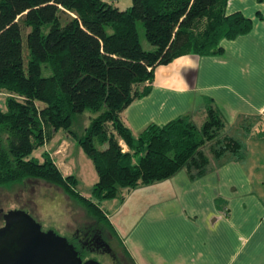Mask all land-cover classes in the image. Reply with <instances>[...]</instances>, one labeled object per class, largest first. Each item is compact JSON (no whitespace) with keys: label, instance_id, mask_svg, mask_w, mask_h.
Listing matches in <instances>:
<instances>
[{"label":"trees","instance_id":"obj_1","mask_svg":"<svg viewBox=\"0 0 264 264\" xmlns=\"http://www.w3.org/2000/svg\"><path fill=\"white\" fill-rule=\"evenodd\" d=\"M130 1L118 9L102 0H0V187L25 178L55 184L113 235L102 201L180 169L200 176L211 158L243 154L208 97L199 126L183 114L133 135L121 112L148 92L157 65L187 54L219 55L220 41L247 33L250 19L225 14L227 0ZM138 21L151 50L140 45ZM41 64L48 76L40 74ZM86 109L94 115L80 133L72 131L73 117ZM58 129L75 139L95 171L87 197L46 152L41 161L30 156Z\"/></svg>","mask_w":264,"mask_h":264},{"label":"crops","instance_id":"obj_2","mask_svg":"<svg viewBox=\"0 0 264 264\" xmlns=\"http://www.w3.org/2000/svg\"><path fill=\"white\" fill-rule=\"evenodd\" d=\"M233 12L250 19L247 33L222 39L219 55L187 54L157 65L148 92L121 112L136 135L183 114L204 116L208 97L243 152L211 158L200 176L180 169L101 202L114 233L124 232L119 241L133 264H264V181L254 179L264 175V2L227 0L224 13ZM67 145L62 137L52 153L63 156ZM140 187L142 194L133 192ZM132 193L137 213L124 226L128 216L119 211Z\"/></svg>","mask_w":264,"mask_h":264},{"label":"rangeland","instance_id":"obj_3","mask_svg":"<svg viewBox=\"0 0 264 264\" xmlns=\"http://www.w3.org/2000/svg\"><path fill=\"white\" fill-rule=\"evenodd\" d=\"M102 1L108 2L118 9H125L131 4L130 0ZM136 29L142 49L151 50L153 47L145 40L142 25L139 21L136 22ZM22 49H24L27 54V49L23 40ZM40 74L42 76H48L50 74L49 67L41 64ZM0 109H4V95L2 93H0ZM93 115V112L87 109L81 114L75 115L70 125V129L76 133H80L82 127L88 122L89 117ZM190 118L197 126H199L204 120V116L202 115H195L194 118L190 115ZM62 137L65 138L68 143L66 152L63 156L54 155L52 152L56 147L57 142ZM241 137L242 136L239 138L241 139ZM43 152H46L55 163L61 164L62 161H64V163L59 166L60 169L65 171L66 167H69L71 169L70 173L76 178V190L83 196L89 195L91 187L96 181V174L90 160L84 155L83 151L79 148L75 139L71 135L65 133L62 129H58L50 141L45 142L42 146L34 149L30 153V156L41 161V154ZM135 160L136 158H134V161ZM254 179H261L264 181V175H260V177L254 176ZM139 190L144 189L143 187H140L133 192H143ZM127 193H122V196L124 197ZM134 196L135 193H132L123 203L122 208L119 211L120 217L123 215L125 217L128 216L124 226H126V224L131 221V218L137 213V209H133L134 205L131 202ZM117 199L121 200L120 197H117ZM117 199L115 200L117 201ZM135 201H137V199L134 200V202ZM137 203L143 204V197L139 198ZM115 205H117V203ZM9 209L23 210L39 223L41 230L52 229L55 233L65 237L67 240H69L71 232L74 229H80L82 224L89 220L85 215L86 213L84 209L65 194L59 186L35 178H25L21 182L11 183L0 187V225L2 223L1 214ZM117 229L118 235H113L110 232L111 239H109L111 247L115 250H118L119 246L117 245L120 239L119 237L124 233L121 227H117ZM87 256L96 259L99 264H115L105 255L87 254ZM117 262L118 264H128L127 260L121 257L120 254L116 260V263Z\"/></svg>","mask_w":264,"mask_h":264},{"label":"water","instance_id":"obj_4","mask_svg":"<svg viewBox=\"0 0 264 264\" xmlns=\"http://www.w3.org/2000/svg\"><path fill=\"white\" fill-rule=\"evenodd\" d=\"M1 216L0 264H99L92 258L81 260L65 237L52 229L41 230L21 209L6 210Z\"/></svg>","mask_w":264,"mask_h":264},{"label":"flooded vegetation","instance_id":"obj_5","mask_svg":"<svg viewBox=\"0 0 264 264\" xmlns=\"http://www.w3.org/2000/svg\"><path fill=\"white\" fill-rule=\"evenodd\" d=\"M87 217L89 220L85 221L80 229H74L68 241L73 245L81 260L91 258L87 254H101L105 255L113 263L118 264L116 260L119 254L123 258L124 256L119 245H117L119 246L118 250L111 247L109 242V239H111L109 229L99 221L89 216Z\"/></svg>","mask_w":264,"mask_h":264},{"label":"built area","instance_id":"obj_6","mask_svg":"<svg viewBox=\"0 0 264 264\" xmlns=\"http://www.w3.org/2000/svg\"><path fill=\"white\" fill-rule=\"evenodd\" d=\"M122 148H123V145L121 144Z\"/></svg>","mask_w":264,"mask_h":264}]
</instances>
